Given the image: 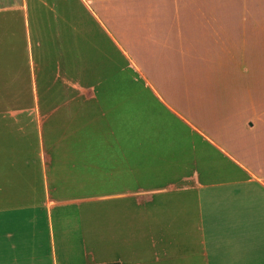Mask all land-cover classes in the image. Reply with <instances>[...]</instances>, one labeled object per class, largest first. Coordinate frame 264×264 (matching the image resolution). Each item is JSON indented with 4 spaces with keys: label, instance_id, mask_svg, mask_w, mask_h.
<instances>
[{
    "label": "crops",
    "instance_id": "crops-1",
    "mask_svg": "<svg viewBox=\"0 0 264 264\" xmlns=\"http://www.w3.org/2000/svg\"><path fill=\"white\" fill-rule=\"evenodd\" d=\"M80 1L90 116L64 169L0 168V264H264V0Z\"/></svg>",
    "mask_w": 264,
    "mask_h": 264
},
{
    "label": "rangeland",
    "instance_id": "rangeland-1",
    "mask_svg": "<svg viewBox=\"0 0 264 264\" xmlns=\"http://www.w3.org/2000/svg\"><path fill=\"white\" fill-rule=\"evenodd\" d=\"M84 11L80 0H0V168L67 166L59 155L83 136L77 119L90 116L65 68L89 19ZM217 77L232 95V70Z\"/></svg>",
    "mask_w": 264,
    "mask_h": 264
}]
</instances>
